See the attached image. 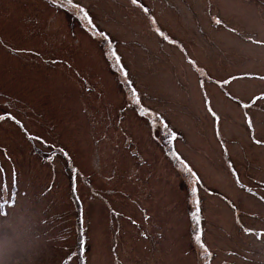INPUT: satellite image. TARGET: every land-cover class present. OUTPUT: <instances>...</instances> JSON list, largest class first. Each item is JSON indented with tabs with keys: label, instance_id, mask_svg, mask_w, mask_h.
Returning <instances> with one entry per match:
<instances>
[{
	"label": "rangeland",
	"instance_id": "1",
	"mask_svg": "<svg viewBox=\"0 0 264 264\" xmlns=\"http://www.w3.org/2000/svg\"><path fill=\"white\" fill-rule=\"evenodd\" d=\"M113 69L128 72L132 100ZM262 94L264 0H0V264H58L78 234L74 201L86 264H264ZM140 104L153 112L137 115ZM157 111L179 134L171 149L212 187L200 233L147 131ZM16 166L25 184L15 174L11 186ZM71 176L94 193L80 183L69 202Z\"/></svg>",
	"mask_w": 264,
	"mask_h": 264
},
{
	"label": "trees",
	"instance_id": "2",
	"mask_svg": "<svg viewBox=\"0 0 264 264\" xmlns=\"http://www.w3.org/2000/svg\"><path fill=\"white\" fill-rule=\"evenodd\" d=\"M116 79H117V76H116ZM114 124H117L116 123V121H115V123ZM122 124H118V126L120 127V129H121V131L124 133L125 131H123V129H122ZM61 146H64V145H61ZM129 156L131 157V154H129ZM66 163V162H65ZM62 164V171H64L67 175H68V173L66 172V170H67V164ZM70 163H73V162H70ZM73 165L75 166V164L73 163ZM96 167H98V163H96ZM59 172H61V171H59ZM117 175L118 176H121V175H123V174H121V173H117ZM86 178H88V177H86ZM88 180H89V178H88ZM90 181V180H89ZM86 184H87V186L89 187V188H92L93 190H94V188L92 187V185L90 184V182H88L87 180H86ZM68 186H69V188H73V186H74V184L72 183V181H68ZM69 188H67V191H68V189ZM108 192L109 193H114V194H118L117 193V190H108ZM25 193V192H24ZM103 197V196H102ZM105 198V197H104ZM106 199V198H105ZM107 200V199H106ZM108 201V200H107ZM109 202V201H108ZM115 225V224H114ZM120 229V228H119ZM119 229H118V231H117V234L115 235V236H117L118 235V237L120 238V236H121V232L123 231V230H121V231H119ZM114 236V237H115ZM113 241H115V244H116V239H114L113 238ZM80 244H81V237L80 236H78V239H77V247L80 249ZM112 248H114V246H113V244H112ZM76 254H79L80 255V257H82L83 255V253L80 251V250H78L77 251V253Z\"/></svg>",
	"mask_w": 264,
	"mask_h": 264
},
{
	"label": "flooded vegetation",
	"instance_id": "3",
	"mask_svg": "<svg viewBox=\"0 0 264 264\" xmlns=\"http://www.w3.org/2000/svg\"><path fill=\"white\" fill-rule=\"evenodd\" d=\"M11 170H13V169H11ZM9 178H10V179H11V181H12V180H14L16 177H15V175H14V174H10Z\"/></svg>",
	"mask_w": 264,
	"mask_h": 264
}]
</instances>
